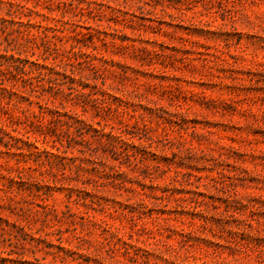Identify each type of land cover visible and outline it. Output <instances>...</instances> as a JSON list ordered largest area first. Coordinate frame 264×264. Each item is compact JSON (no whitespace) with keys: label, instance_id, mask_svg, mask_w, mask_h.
I'll use <instances>...</instances> for the list:
<instances>
[{"label":"rangeland","instance_id":"obj_1","mask_svg":"<svg viewBox=\"0 0 264 264\" xmlns=\"http://www.w3.org/2000/svg\"><path fill=\"white\" fill-rule=\"evenodd\" d=\"M2 1L19 7L16 25L0 23V56L27 59L28 75L0 58V264H264V0ZM98 3L128 14L89 13ZM114 29L129 48L109 36L82 49L111 58L117 74L77 67L76 83L88 84L77 89L104 80L150 128H128L115 147L87 126L68 145L57 129L42 145L36 122L54 96L61 114L100 120L46 82L73 42L66 35ZM141 48L162 55L142 64ZM58 71L50 77L62 81ZM118 120L133 123L112 118L106 132ZM42 146L62 164L36 154Z\"/></svg>","mask_w":264,"mask_h":264},{"label":"trees","instance_id":"obj_2","mask_svg":"<svg viewBox=\"0 0 264 264\" xmlns=\"http://www.w3.org/2000/svg\"><path fill=\"white\" fill-rule=\"evenodd\" d=\"M138 2L151 6L152 8H156L158 5H162V3L159 0H137ZM125 3V2H124ZM8 5L7 9V15L9 16V19H5L0 17V23L5 25H16L18 22L14 20L13 16V9L18 8L19 4L8 1L3 2L0 0V10L5 6ZM98 7L91 8L88 4V12L92 13L94 10H100L103 6L109 8L112 12L117 11L118 15H116V18L119 17V15H127V12H124L122 8L118 6L112 7L108 4H97ZM141 8V7H140ZM133 15V14H132ZM126 20V18H124ZM193 25V24H192ZM116 29H114V32H107V31H100L98 30L96 33L92 32H77L74 36L66 35L67 38L71 39L73 42L70 44V47L67 51L64 52V59H61L59 63L52 64L50 68H48V79L46 80L47 83H52L54 85V92L56 94H60L61 98H63L66 102H70L72 105H78L80 104V107H82V112H87L88 108L92 109L94 111V117L99 118L100 120L94 121L92 119L91 123H88L85 119L81 118V114L71 111L72 109L68 111H64L63 114L57 110V106L55 105L56 98L54 96V100L50 101L52 104V109L48 110L49 118H47L44 115L38 116V121L36 122V130L39 132V134L42 136V145L47 142L48 138L51 139V142H53V136H56V130H60V134L66 135V141L68 142V145L70 144V141H76L74 136H82L83 130L86 129V126L93 132V136L91 137H100L105 138L108 144L111 146H114L116 144H119L125 139V135L128 134V128L135 127L137 130H146L150 127L146 123L145 115L143 113H139L135 109L128 110L125 105L127 104V101L123 98L115 97L109 93H107L104 89L105 82L102 80L101 87L98 86V84L95 82L92 86V89L89 92H83L79 91L77 89L78 86L81 87V89H86L88 87V84H83L82 82L76 83L74 78V73L77 67H81L86 65L90 70H94V73L99 76V72H110L111 74H117V71L112 69L114 61L110 59L104 58V56L100 53L99 56H96L93 53H89L84 51L82 48L87 47L86 39L91 41L94 37L100 42L105 43L107 37H111V40L109 41L110 46L112 47H119V48H129V46H123L119 45L115 42L116 39H119L121 41H124V38H118L119 35L116 33ZM10 34H7L9 36ZM133 47V45L131 46ZM135 50V48H133ZM144 56H136L134 55V59L139 61L140 63H147V65H152L155 62V60L162 54L158 53L155 50H147L146 48L139 49ZM134 52V51H133ZM0 58H4L6 63H11L14 69H17L21 71V74L28 75L23 71L24 64L26 63L27 59H22L21 57H14V55H10L9 57L0 56ZM72 58L75 60L72 62ZM95 60H102V63L100 65L95 64ZM111 63V64H109ZM14 64V65H13ZM2 65V64H0ZM35 65L37 71H39L40 67L42 65H39V63H33ZM76 65V66H75ZM69 67V73L67 72V68ZM46 68L45 66H42V69ZM55 68L59 69L58 73H61L63 76V80L60 81L59 79H52L50 77V73L52 75L53 71H55ZM31 73V71L29 72ZM127 77L126 75H124ZM94 80L97 78L94 77ZM21 80L23 81V77L21 76ZM25 81H29V79H26ZM153 85V84H152ZM64 87V88H63ZM94 89V90H93ZM98 89V90H96ZM168 91L171 94L172 98L176 99L179 103L180 99H182L183 103L187 104V99L185 98L184 92L182 91V88L179 85H173L168 87ZM66 90V91H65ZM192 97H195L198 101L205 100V96L202 93H191ZM72 96H75L72 97ZM109 98H111L113 102L109 101ZM63 100L60 99L58 101L59 105L63 106ZM196 101V102H198ZM181 105V104H178ZM144 107V106H143ZM145 108V107H144ZM128 116L130 120H133L132 124H129L128 122L124 120H118L119 127L116 126V124L112 125L110 127L111 131L106 132L105 128L109 127L108 121L112 120V118H124ZM172 117L180 118L181 120H184V115L181 112H174ZM61 117H64L61 119ZM93 117V118H94ZM96 125V128L93 127ZM65 127V130L63 129ZM71 129L73 132H70ZM87 131V130H85ZM114 131V132H113ZM61 143V140H60ZM115 144V145H114ZM62 146V144H60ZM54 147V146H52ZM36 149V154L40 155L43 153L45 154V157L50 162L55 164H62V158L60 157L59 149L58 154H54L53 152H50L47 150L45 146H42L41 149H38L37 147H34ZM39 150H41L39 152ZM64 153V151H63ZM128 156V154H125ZM52 159V160H51ZM64 159V158H63ZM49 163V162H48ZM250 225V224H249ZM126 253L129 255V252L126 250Z\"/></svg>","mask_w":264,"mask_h":264}]
</instances>
